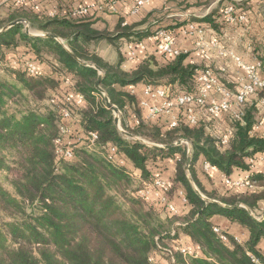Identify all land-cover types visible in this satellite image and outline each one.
<instances>
[{"label":"trees","instance_id":"1","mask_svg":"<svg viewBox=\"0 0 264 264\" xmlns=\"http://www.w3.org/2000/svg\"><path fill=\"white\" fill-rule=\"evenodd\" d=\"M27 8L16 6L0 14V264H173L172 258L174 264H256L249 254L264 261L256 248L264 236V221L254 219L248 210L255 211L264 202V174H259L255 190H238L222 182L210 192L194 166L204 157L228 177L236 169L249 170L247 158L264 153V137L253 134L255 105L245 110L241 120L231 116L234 134L227 145L207 130L211 117L203 116L197 125H190L184 108L179 109L177 127L171 128L162 116L146 121L138 98L116 86L144 83L167 86L172 96L195 93L197 71L203 68L186 64V55L181 54L168 59L161 55V60L149 55L133 70H127L118 46L119 59L114 63L97 53L94 45L101 40L139 43L152 35L151 17L132 25L120 22L110 33L95 29L88 16L48 18L43 9ZM219 19L222 14L217 10L203 21L219 28L215 24ZM21 20L31 31L56 39L27 34L23 23L2 32ZM168 28L176 36L174 29ZM73 55L102 70L103 93L96 88L100 72L80 64ZM9 56L19 59L20 65L15 67ZM26 60L34 61L39 73L30 74L24 68ZM44 63L52 74L44 72ZM67 81L71 87L66 86ZM102 94L119 112L132 109L138 122L131 126L122 119L121 132ZM70 95H82L86 104L75 107L66 100ZM263 96L264 90L258 93L259 98ZM64 109H69L76 120L64 121ZM63 125L69 128L65 140L72 142L75 152L69 161H58L56 153ZM89 132L99 134L98 150L90 151L81 143L80 137ZM139 139L158 146L183 143L164 150L148 147ZM185 142L192 147L189 170L186 163L190 153ZM109 144L118 147L119 157L128 159L141 172L140 187L134 186L126 166L108 160L105 150ZM166 158L176 160L174 177L164 175L165 165L161 168ZM157 178L169 182L171 203L183 193L191 207L188 214L171 213L167 206L147 202L138 194ZM191 179L204 197L228 207H243L208 204ZM161 212L167 217L162 219ZM216 214L246 226L251 239L242 244L229 236L228 242H222L210 221ZM173 231L177 235L172 236ZM179 232L200 249L201 256H184L177 251ZM155 256L161 259L151 261Z\"/></svg>","mask_w":264,"mask_h":264},{"label":"crops","instance_id":"2","mask_svg":"<svg viewBox=\"0 0 264 264\" xmlns=\"http://www.w3.org/2000/svg\"><path fill=\"white\" fill-rule=\"evenodd\" d=\"M144 1H146V4L142 11L137 15H131V9L135 0H125L123 2H118L114 6H111L107 0H44L43 10L47 14L48 18H57L60 15L71 14L75 8L81 5H94L92 13L88 16L94 21L93 27L97 30L108 31L110 33L115 31L120 22L126 25H132L140 23L148 17H151V20L157 19L156 21L154 20V23H157L154 28L158 29L165 25L171 27V30L174 29L176 33L175 37L177 47L183 54L186 55V64L197 65L201 68L211 67L218 71L223 70L222 75L230 80V83L228 82L229 84L234 85L231 88H235V85H237L240 78L245 73L237 59H240L242 63L250 66H257L262 59L264 60V0ZM15 7L16 6H14L12 2L0 0V14L6 9H14ZM230 8H233V12L235 14L237 13L238 16L245 14L246 20L241 21L238 16L237 18L234 16L232 20L226 19L225 24H222L223 20H225L223 16L222 19L215 21V24L220 25L219 28L223 32L222 35L216 31L217 29L214 28L210 22L203 21V18L211 14L213 11L219 10L224 14L227 13ZM27 9L30 10V8ZM191 24H194L195 28L200 31V33H196L194 37H189L186 33V31L191 28ZM222 25L225 27L221 28ZM226 28L231 29L226 30ZM243 28H245V30ZM243 30L247 33H244ZM201 33H203V36ZM212 33H214V35H212ZM148 38L139 42L144 43L146 48L141 49L138 46V58H130L128 51L126 53L127 55H123L125 60V69L133 70L149 55H155L159 60H161L162 53L161 51L158 52V45ZM126 44L127 48L131 43L126 42ZM96 50L97 53H99L105 60L115 63L119 59L118 51L117 53L110 51V53L107 54V52L102 53L101 51H98V49ZM43 68L45 73L52 74L51 67L48 64L44 63ZM146 86V84L140 83L127 87H121L119 85L116 87L119 90L135 95L140 101L144 98V90ZM253 100L256 102L255 105L257 108V124L254 127L253 134H259L264 137V124H260L264 122V96L259 98L258 95H256L252 97L249 102H254ZM123 114L124 116H131L133 120L131 126L138 122V119L133 114L132 109H129L127 113ZM144 116L146 121H156L157 119L148 120L147 112H144ZM231 116V114H226L221 118H210L206 124L208 131L211 126H214L217 129L219 133V137L217 138L221 139L222 143L224 139L230 141L234 134V128L231 124ZM162 118L163 120H170L169 116H162ZM203 118L204 117H202V119ZM209 133L214 136L210 131ZM188 151L189 153L192 152L190 144H188ZM122 159H124V161H122L124 162L123 166L127 167L128 172L133 173L132 175L135 176L138 174L137 176L141 177V172L136 169L128 159ZM254 159L256 168L252 174L259 180V174H264V153L256 154ZM206 163V159L204 157H200L194 166L202 185L207 191L211 192L221 186L222 180L226 177V175L217 168L211 167V169L206 170ZM164 164L167 168L164 175L166 177H174L176 171V160L174 158H166L164 160ZM248 175H250V173L247 170L236 169L230 178L238 179ZM174 205L180 215H186L191 210V207L186 204L182 192L180 195L178 194L175 196ZM259 208H264V202L261 203ZM210 221L215 227L221 228L230 236L240 240L242 244L247 243L251 239V232L246 226L233 222L221 214L212 216ZM179 233L186 242H190V239L185 236L183 232ZM256 248L264 257V236L260 239Z\"/></svg>","mask_w":264,"mask_h":264},{"label":"built area","instance_id":"3","mask_svg":"<svg viewBox=\"0 0 264 264\" xmlns=\"http://www.w3.org/2000/svg\"><path fill=\"white\" fill-rule=\"evenodd\" d=\"M44 0H6V2H12L17 7H28L35 11L43 9ZM85 1V0H84ZM111 6L116 5L118 2L125 0H107ZM146 1L135 0L134 5L131 9V15L139 14L144 8ZM94 5L84 4L72 11L73 17H86L89 16L93 11ZM228 12H233V8H230ZM54 16V15H53ZM243 17H241L242 21ZM126 24H123L125 26ZM195 29V28H194ZM190 30V29H189ZM154 43H158L159 49L165 59L178 57L182 51L177 47V41L174 34L170 31H160L155 36L148 38ZM138 46L141 49H145L144 43L129 44L128 54L130 58L136 59ZM13 65L19 66V59L9 56L8 57ZM240 66L244 69L245 73L240 78L235 89L228 87L223 81V75L221 71L215 70L211 67L199 69L197 71L196 80L198 88L195 93H181L172 96L169 87H155L147 85L144 90V98L139 101L140 106L147 112V119L153 120L160 116H169V125L171 128L179 125L178 112L180 108H184L186 112V119L190 125H197L203 116L211 118L221 117L225 114H231L233 119L241 120L245 115V110L250 99L260 91L264 90V63L260 62L257 66H250L242 63L240 59H237ZM24 68L32 75L39 73L40 69L38 65L31 60L24 62ZM66 86L71 87L70 81L66 82ZM67 102H71L75 107L82 108L85 104V98L82 95H70L67 97ZM177 113V114H176ZM63 120L68 122L76 120L74 114L69 109L62 111ZM261 125L264 122L260 123ZM62 139L57 141V158L58 161H69L75 157L74 147L72 142L65 140V136L69 133L67 125L62 126ZM99 134L97 132H89L83 135L80 139L81 143L86 146L90 151L98 150ZM229 141L223 140V144L227 145ZM106 157L108 160L117 163L119 165V149L118 147L109 144L105 150ZM247 163L250 165V169L247 170L250 175L232 179L230 177H224L222 182L230 188L248 189L255 190L258 185V179L254 177L252 172L255 170V159L254 157H248ZM123 165V164H122ZM206 170L211 169L210 163L205 164ZM169 191V182L165 179H155L152 183L148 184L144 190L139 191V195L143 197L147 202L157 201L159 204L168 207V211L171 213H177V209L173 203L168 199L167 193ZM154 197V198H153ZM257 221H264V216L261 218H254ZM214 231L217 233L222 242L229 241V234L219 227H215ZM172 236L177 235L175 231L171 233ZM238 243L240 240L236 239ZM178 243L177 251L182 253L184 256H201L200 249L184 240L179 234L176 238ZM256 264H264L261 259L249 254ZM159 256L151 258V261L158 260ZM161 259V258H159ZM172 263H175V259L172 258ZM168 264V263H163Z\"/></svg>","mask_w":264,"mask_h":264},{"label":"rangeland","instance_id":"4","mask_svg":"<svg viewBox=\"0 0 264 264\" xmlns=\"http://www.w3.org/2000/svg\"><path fill=\"white\" fill-rule=\"evenodd\" d=\"M222 14V17L224 16V19L226 20H232L233 18H234V16L237 18V16H238V14L236 13H234V12H228V13H221ZM235 14V15H234ZM241 17H243V19H242V21H245L246 20V16H245V14L243 15H239L238 16V18H239V20L241 19ZM159 19V18H158ZM161 19H162V17H161ZM155 21L157 20V19H154ZM154 20L152 19L151 20V23H152V25L155 27L156 26V24L157 23H154ZM23 25V27H24V29L26 30L27 29V27L29 28V25L28 24H26V23H23L22 24ZM191 26V28H190V30H188V31H186V33H187V35L189 36V37H194L195 35H196V33H200V31H199V29H196L195 28V26H194V24H191L190 25ZM153 27V28H154ZM169 26H162L161 28H158V29H156V28H154L153 30H152V35L151 36H155V35H157V33L158 32H160V31H165V30H169L170 28H168ZM225 26H223V27H221V28H224ZM195 28V29H194ZM217 30L216 31H218L219 33H220V35H222L223 34V32L221 31V29L220 28H216ZM227 29H231V28H226V30ZM244 30H245V28H243ZM215 30V29H214ZM243 30V32L244 33H247L246 31H244ZM30 31H31V29H30ZM31 33L32 34H35V35H45L44 33H42V32H38V31H31ZM113 33V32H112ZM201 35L203 36V33H201ZM212 35H214V33H212ZM116 44V45H115ZM115 44H111L109 41H107V40H101V41H98L94 46H95V48L96 49H98V51H101L102 53L103 52H107V54L108 53H110V51L111 52H115V53H117V51H118V49H116V47L115 46H118V48H119V52H121L123 55H127L126 53H127V51H129V49H128V47L126 48V41L125 40H120V41H117ZM130 57V56H129ZM3 75V74H2ZM102 75H103V72H102ZM223 79V81H224V83L228 86V87H232V86H234V85H232V84H229L230 83V80H228L226 77H223L222 78ZM229 82V83H228ZM231 85V86H230ZM237 85H235V87H236ZM231 89H235L234 87L233 88H231ZM105 95L106 94H102V98L104 99V102H105ZM107 96V95H106ZM254 101V100H253ZM106 103V102H105ZM250 103V104H249ZM254 103H256L255 101L254 102H248V105L249 106H247L246 107V110L247 109H249V107H250V105L251 104H253V105H255ZM49 105V107L50 108H54L51 104H48ZM254 107H256V105L254 106ZM256 110H257V108H256ZM257 115V114H256ZM118 118L120 121L123 119V120H126V122H127V124L128 125H131L132 124V122H133V120H132V118H131V116H124V114L121 112H118V114H114V118ZM231 121L232 122H234L233 121V119H231ZM231 124H234V123H231ZM118 129L121 131V132H123V127H122V124H121V122H120V124H119V126H118ZM209 131L214 135V137H219V133H218V131H217V129L214 127V126H211V128L209 129ZM124 133V132H123ZM80 139H81V137H80ZM139 141L141 142V143H143V144H145L146 146H148V147H153L156 143H154V142H152V141H149V140H146V139H139ZM185 143H187L188 144V142H185ZM163 147H164V145H163ZM119 163H121L122 161H124V159H122V158H120L119 157ZM122 164H124V162H122ZM121 164V165H122ZM161 165H163V166H161V168L162 167H164V165L165 164H161ZM152 167H154V168H156V169H158V167L157 166H155V165H153ZM160 168V167H159ZM131 172H129V174H130ZM189 173V172H188ZM133 173H131L130 175L132 176V178L134 179V186L137 188V187H140L141 185H142V183H143V178L142 177H139V176H137L138 174H136V176L135 175H132ZM189 178H192L191 176H190V173H189ZM191 181H192V179H191ZM192 184H193V186L195 187V189H197V187L195 186V184H194V182L192 181ZM249 210V212L251 213V216L253 217V218H261L262 216H263V214H264V208L262 209V208H259V209H257V211L255 210V211H252V210H250V209H248ZM29 211V213H32V210L31 209H29L28 210ZM160 216H161V218L162 219H164V218H166L167 217V215L165 214V213H163V212H161L160 213Z\"/></svg>","mask_w":264,"mask_h":264},{"label":"water","instance_id":"5","mask_svg":"<svg viewBox=\"0 0 264 264\" xmlns=\"http://www.w3.org/2000/svg\"><path fill=\"white\" fill-rule=\"evenodd\" d=\"M21 23H23L22 20H21V21H16V22L10 24V25H9L8 27H6L5 29H3L2 32L7 31V30H9V29H11V28H13V27H16V26L20 25ZM26 33H27V34H30V35H33L28 27H27V29H26ZM33 36H40V35H33ZM44 37H46V38H54V39H56L55 36H51V35H45ZM73 57H74L77 61H79V60L76 58V56L73 55ZM79 63L82 64V65H85V66L94 67V68H96V69L100 72V76H99V78H98V81L96 82V88H97L100 92L103 93V90H102V88H101V86H100V85H101V81L103 80L102 70H101L99 67H97V66L87 65V64H85L84 62H81V61H79ZM105 102H106L108 108L112 109V110L114 111L115 114H118V112H119L118 109H117L115 106H113V105L111 104V102H110L108 96H106V95H105ZM115 124H116L117 126H119V124H120V120H119L117 117L115 118ZM126 134H127V133H126ZM127 135H128V134H127ZM182 143H183V141H180V142H178V143H176V144L169 145V146H164V147H163V146L154 145L153 148H159V149H164V150H170V149H172V148H174V147H176V146L181 145ZM191 161H192V158H191V153H190V156H189V158H188V160H187V163H186V169H187V170H189V168H190ZM196 190H197V192L199 193V195L202 196V197L207 201L208 204H209V203H211V204H218V205L224 206V207H226V208H231V209H233V208H241V207H243L241 204H238V205H236L235 207H228V206L222 205L221 203H219V202H217V201H214V200H211V199H208V198L204 197V196L200 193V191H198V189H196Z\"/></svg>","mask_w":264,"mask_h":264}]
</instances>
